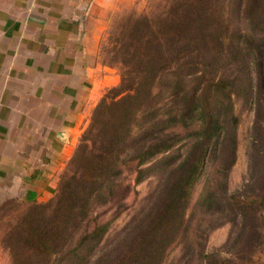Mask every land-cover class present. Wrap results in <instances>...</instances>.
Segmentation results:
<instances>
[{
	"label": "rangeland",
	"instance_id": "1",
	"mask_svg": "<svg viewBox=\"0 0 264 264\" xmlns=\"http://www.w3.org/2000/svg\"><path fill=\"white\" fill-rule=\"evenodd\" d=\"M64 12L79 36L57 57L72 81L81 79L82 103L62 152L48 143L49 107L31 99L39 70L26 67L27 58L48 65L56 54L29 57L21 44L3 59L2 72L7 65L19 72L6 85L14 112L0 117V264H93L147 221L158 222L156 237L168 243L161 264H264V0H82ZM202 25L210 35L196 40ZM177 48L196 52L173 69ZM133 49L148 57L144 65L156 57L164 76L131 103L144 106L119 159L100 178L81 179L72 159L101 99L116 97L124 75L134 74L135 62H121ZM202 142L188 199L156 221Z\"/></svg>",
	"mask_w": 264,
	"mask_h": 264
},
{
	"label": "trees",
	"instance_id": "2",
	"mask_svg": "<svg viewBox=\"0 0 264 264\" xmlns=\"http://www.w3.org/2000/svg\"><path fill=\"white\" fill-rule=\"evenodd\" d=\"M253 8H255V6ZM226 25L228 24H225V26ZM66 26L67 23L64 22V27ZM205 27L206 26L202 25L199 27L200 29L198 28L196 40H204L202 36L204 37L206 34L210 35L209 28ZM211 30L216 29L213 28ZM222 30L223 29L221 27L219 35L221 36L219 37L221 44H223V37L221 34ZM193 36L194 35H190V37L185 36L183 41L189 42L192 40ZM136 41L139 42V39ZM129 52L130 53H125L127 57L126 59L122 58L121 62L126 63L131 62V60L132 63L135 62L134 66H132L134 74H129V79H127L124 75L123 86L118 88L119 90L115 95L116 97L112 99L104 97L101 99L100 104L96 108L92 123L83 133L79 146L72 159L78 161V163L80 162V165H82L78 167V169L76 168V171L81 172V179L84 178L87 180L90 177L100 178L104 172H106L105 170L107 164H111L112 161L114 162L119 159L123 148L129 141L128 132L130 131V125L131 123L134 124L136 122L137 114L144 106L143 101L138 103L137 106H134V109L132 110L131 103L134 100H137V98L139 99L143 89H145V94L149 93V97L152 94V87L155 82L157 80L159 82L164 76V72L162 71L163 65H158L156 57L150 56L152 65H144L147 62V56L141 52L135 51V49ZM189 52L183 51L181 48H177V52L171 57L173 69H175V67L177 68L178 65H189L187 61H184L188 56L192 55L193 52L196 51ZM199 62L200 61H196V63L192 62L191 65L198 67V64H201ZM171 74L176 75V77H180L175 70H172ZM258 75L260 82L263 83L264 74L262 70H259ZM140 101L141 100H138V102ZM199 148L197 159L188 166L183 181L181 183H176L173 187H170L169 190L171 198L166 201L165 210L158 214L156 221L160 222V218L165 219L167 211L172 210L171 212H173L174 207L177 208L182 202H186L188 199L193 181L199 174L200 164L206 154L207 146L203 144ZM145 150L146 149H143L141 152H144ZM159 151L160 147L155 151L153 149H147V151L144 152L145 157H143V159L149 154H157ZM184 206L185 203H183V208ZM150 224V221H147L146 223L142 222V224L139 222V226H137V237L134 235L128 237L126 241L123 240L114 246H110L98 259L101 261L94 262L93 264H161L163 254L168 243H164L156 237L154 228H158V222L155 223V226ZM106 228L107 225L97 226L92 233H102L106 230ZM177 229L179 230V227ZM254 235L260 236L262 234L259 231H255ZM129 238L131 241L127 243ZM222 264L228 263L222 262Z\"/></svg>",
	"mask_w": 264,
	"mask_h": 264
},
{
	"label": "crops",
	"instance_id": "3",
	"mask_svg": "<svg viewBox=\"0 0 264 264\" xmlns=\"http://www.w3.org/2000/svg\"><path fill=\"white\" fill-rule=\"evenodd\" d=\"M81 1L0 0V117L2 116V112H7L6 114L14 112L11 101L15 98V94L9 93L12 88L6 87V85L8 84L9 78L11 81H14L13 79L16 80V74L19 72L14 68L10 69L9 65L4 66L2 72L4 65L3 59H9L12 55H15L17 50L22 48L20 47L21 44L24 45L23 47L26 49L25 53L29 57H31V54L36 55L38 52L47 53L48 55L49 53H55L56 58L50 60L48 65L45 64L46 62L40 60L41 57L38 58V56L35 57L40 62L33 63V56L31 60L27 58L28 65L26 67L31 71L39 70L38 73H40L39 78L41 80L38 85H34L31 99L33 101H37L38 99L42 105H46V108L49 107L47 119L45 122H42L49 127V134L47 135L48 143H50V146L57 144L56 151L58 153L62 152L67 145L66 141L69 139L71 130L75 125L73 119L78 116L77 111L82 103L81 79L72 81V68L61 65L57 57L59 54H64V49L70 43L71 39L79 36V31L77 32L75 27L76 23L74 24L72 18H65L64 9L70 5L74 9ZM37 8H40L42 11L40 15L34 13V10ZM52 22L54 26H49V23ZM64 22L67 23L66 27L68 29L64 27ZM6 69L7 72H5ZM58 76L63 77L64 80ZM53 77L58 78L61 84L56 83L55 78L51 79ZM20 81L24 84L27 82L23 79H20ZM29 85L33 87L31 81H29ZM43 112L44 110L40 109L38 115H33V117L38 118ZM11 116H13V113ZM23 116L25 117V114ZM27 120L28 116L23 123V127L29 126L30 123ZM19 123H14L15 125L13 126L18 128ZM24 133L27 132L24 131ZM10 140L11 142L13 141L12 136ZM30 142L32 144V141ZM12 158L13 156H9L7 158L8 161L4 163V166H9L10 170L14 166V164H11L13 162L12 160H14ZM45 183V180H43L41 184Z\"/></svg>",
	"mask_w": 264,
	"mask_h": 264
}]
</instances>
